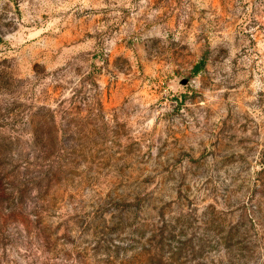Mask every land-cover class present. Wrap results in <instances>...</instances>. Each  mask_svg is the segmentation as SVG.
Masks as SVG:
<instances>
[{
	"label": "rangeland",
	"instance_id": "obj_1",
	"mask_svg": "<svg viewBox=\"0 0 264 264\" xmlns=\"http://www.w3.org/2000/svg\"><path fill=\"white\" fill-rule=\"evenodd\" d=\"M0 264H264V0H0Z\"/></svg>",
	"mask_w": 264,
	"mask_h": 264
},
{
	"label": "trees",
	"instance_id": "obj_2",
	"mask_svg": "<svg viewBox=\"0 0 264 264\" xmlns=\"http://www.w3.org/2000/svg\"><path fill=\"white\" fill-rule=\"evenodd\" d=\"M203 67V63H199L198 65H196L192 71L193 74L197 73L201 68Z\"/></svg>",
	"mask_w": 264,
	"mask_h": 264
}]
</instances>
